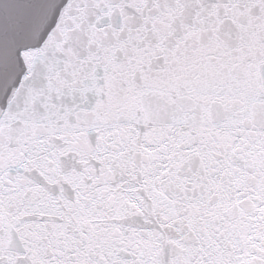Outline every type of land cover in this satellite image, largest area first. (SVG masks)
I'll return each instance as SVG.
<instances>
[{
  "label": "snow or ice",
  "instance_id": "6c2138e0",
  "mask_svg": "<svg viewBox=\"0 0 264 264\" xmlns=\"http://www.w3.org/2000/svg\"><path fill=\"white\" fill-rule=\"evenodd\" d=\"M0 264H264V0H0Z\"/></svg>",
  "mask_w": 264,
  "mask_h": 264
}]
</instances>
